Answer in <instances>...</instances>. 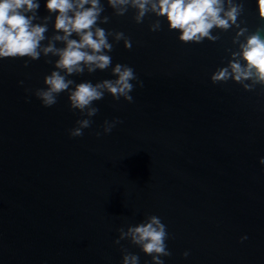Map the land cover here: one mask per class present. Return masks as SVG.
Masks as SVG:
<instances>
[{
  "label": "water",
  "instance_id": "95a60500",
  "mask_svg": "<svg viewBox=\"0 0 264 264\" xmlns=\"http://www.w3.org/2000/svg\"><path fill=\"white\" fill-rule=\"evenodd\" d=\"M46 2L40 18L49 16ZM101 3L110 22L99 26L132 42L126 49L109 37L112 66L132 67L143 87L131 82V103L105 93L83 136H69L85 117L67 93L52 107L34 94L55 70L45 61L57 57L0 59V264H122V249L151 264L128 240L114 243L119 228L149 215L167 226L164 264H264V88L210 79L227 64L226 49L237 50L238 29L185 44L163 17L151 32L154 15L137 24L133 9L115 16ZM243 3L241 27H264L257 0ZM69 78L115 79L111 67ZM105 120L121 123L103 134Z\"/></svg>",
  "mask_w": 264,
  "mask_h": 264
},
{
  "label": "clouds",
  "instance_id": "9594fccd",
  "mask_svg": "<svg viewBox=\"0 0 264 264\" xmlns=\"http://www.w3.org/2000/svg\"><path fill=\"white\" fill-rule=\"evenodd\" d=\"M107 5L115 16H124L133 9V19L137 24L143 23L147 15H154L156 19L149 25L151 32L159 31V18H165L169 30L177 31L179 41L185 44H199L205 39L215 43L220 36L213 35L214 30L238 29L232 38L237 50L226 49L230 58L225 66L212 73L211 82L222 84L231 80L245 91H253L257 85L264 88V36L261 35L264 27H258L254 32L241 27L239 18L244 11L243 0H107ZM45 7L49 16L40 18L39 0H0V59L26 57L36 61L41 56L57 57L55 61H45L53 63L55 70L44 77L45 87L36 89L34 94L44 107H52L61 93H67L70 109L85 117L76 121V126L69 130V136L81 137L83 130L91 126V118L99 112L94 102L102 100L105 93L116 101L123 97L131 103L133 97L130 93L134 90L131 82L137 80L143 87L132 67L120 63L112 66V56L109 55L114 49L109 37L117 43L123 41L126 49H131L132 42L124 32L108 31L99 26L110 22V16L102 15L105 6L101 0H47ZM257 10L260 19L264 20V0H257ZM53 13L54 33L48 37V23ZM57 44L63 46L58 47ZM27 66L28 61L25 62ZM110 67L115 79L93 84L90 81L76 83L69 78L85 72L105 71ZM19 83L23 85L24 82ZM118 123L121 121L105 120L103 134L111 133ZM101 135V132H96L97 137ZM259 162L264 165V158ZM118 232L115 244L128 240L151 257V264H164L162 257L172 254L166 243L169 239L167 226L156 215H149L143 222L129 225L126 230L121 227ZM246 239L247 236L241 237V241ZM122 253V264H140L138 255L127 249H122ZM183 256L187 258L189 252L185 251Z\"/></svg>",
  "mask_w": 264,
  "mask_h": 264
}]
</instances>
